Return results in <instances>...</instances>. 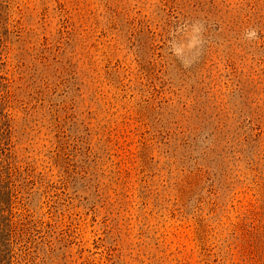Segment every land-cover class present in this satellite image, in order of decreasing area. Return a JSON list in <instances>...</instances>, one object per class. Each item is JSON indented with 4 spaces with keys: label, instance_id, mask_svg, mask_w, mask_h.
<instances>
[{
    "label": "rangeland",
    "instance_id": "374dc122",
    "mask_svg": "<svg viewBox=\"0 0 264 264\" xmlns=\"http://www.w3.org/2000/svg\"><path fill=\"white\" fill-rule=\"evenodd\" d=\"M0 264H264V0H0Z\"/></svg>",
    "mask_w": 264,
    "mask_h": 264
},
{
    "label": "clouds",
    "instance_id": "9594fccd",
    "mask_svg": "<svg viewBox=\"0 0 264 264\" xmlns=\"http://www.w3.org/2000/svg\"><path fill=\"white\" fill-rule=\"evenodd\" d=\"M246 37L249 40H252L254 38L258 39L257 31L255 29H252V30L247 31Z\"/></svg>",
    "mask_w": 264,
    "mask_h": 264
}]
</instances>
